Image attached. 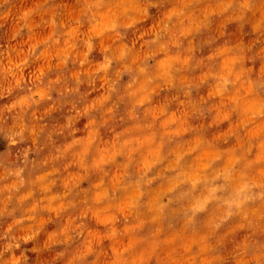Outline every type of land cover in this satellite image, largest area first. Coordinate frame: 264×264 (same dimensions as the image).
<instances>
[{"label": "clouds", "instance_id": "obj_1", "mask_svg": "<svg viewBox=\"0 0 264 264\" xmlns=\"http://www.w3.org/2000/svg\"><path fill=\"white\" fill-rule=\"evenodd\" d=\"M0 264H264V0H0Z\"/></svg>", "mask_w": 264, "mask_h": 264}]
</instances>
